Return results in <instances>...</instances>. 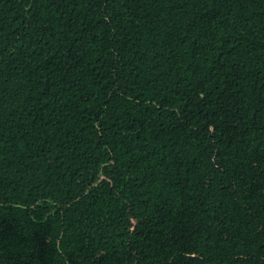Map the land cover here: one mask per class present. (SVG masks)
Wrapping results in <instances>:
<instances>
[{
	"label": "trees",
	"instance_id": "16d2710c",
	"mask_svg": "<svg viewBox=\"0 0 264 264\" xmlns=\"http://www.w3.org/2000/svg\"><path fill=\"white\" fill-rule=\"evenodd\" d=\"M0 264H264V0H0Z\"/></svg>",
	"mask_w": 264,
	"mask_h": 264
}]
</instances>
